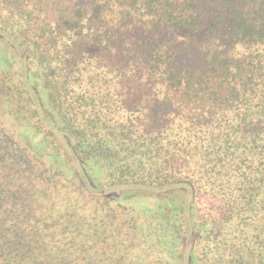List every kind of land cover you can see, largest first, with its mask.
I'll use <instances>...</instances> for the list:
<instances>
[{
  "label": "trees",
  "instance_id": "16d2710c",
  "mask_svg": "<svg viewBox=\"0 0 264 264\" xmlns=\"http://www.w3.org/2000/svg\"><path fill=\"white\" fill-rule=\"evenodd\" d=\"M0 264H264V0H0Z\"/></svg>",
  "mask_w": 264,
  "mask_h": 264
}]
</instances>
